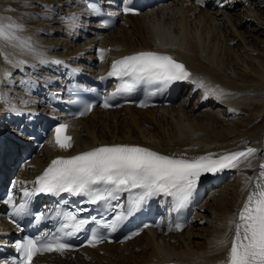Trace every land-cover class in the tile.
<instances>
[{
  "label": "bare ground",
  "instance_id": "bare-ground-1",
  "mask_svg": "<svg viewBox=\"0 0 264 264\" xmlns=\"http://www.w3.org/2000/svg\"><path fill=\"white\" fill-rule=\"evenodd\" d=\"M205 1L202 0L196 8L184 7L183 0H173L172 6L153 14V17L127 16L117 29L108 32L110 34L103 41L102 47L110 46L109 55L115 59L137 51L152 50L168 52L173 59L183 62L193 74L189 83L181 84L176 106L160 110L122 108L93 112L69 130L72 137L70 149L61 150L46 143L23 167L25 170L18 171L15 181L32 184L35 177L57 157H70L96 147L117 144L140 146L161 155L188 159L208 154L219 156L252 147L256 149V154L250 158L252 162L232 169L230 174L235 176L231 180L226 177L230 174L224 176L228 180L226 185L213 191L215 195L209 204L193 217L194 227L180 235L144 233L121 247L105 245L80 252L74 259L51 255L44 257L43 263L222 264L225 261L231 236H228L227 246L218 242L224 240L226 234H234L230 221L236 219L248 195V191L242 189L249 185L250 190L264 158V39L257 41L255 38L264 36V0H226L225 7L219 10H204L202 5ZM29 2L45 7L46 11L41 15L48 18L42 21L46 26H37L40 23L33 28L23 25L19 21L20 12L11 11L19 3L0 0V22L21 26L17 32L18 46L0 43V78L13 88L15 85L11 79L16 74L39 65L40 73L36 79L26 77L22 80L32 86V91L43 92L35 107L28 112V107L20 108L0 96V108L7 104L12 106L11 124L17 125L23 118L21 123L24 125L13 128L15 135L20 130L27 131L30 125L49 119L52 103L67 92L62 82L69 79L71 65L64 54L57 52L60 49L57 44L64 42L61 37L68 38L66 44L72 53H76L73 46L78 44V40L84 39L79 32L71 34L74 32L72 21H58L61 17H79L81 12H86L84 5L79 7L75 1L69 0ZM54 20L57 22L51 23ZM89 32L93 34L91 30L85 34ZM36 34L44 38L55 34L59 41L35 40L33 36ZM234 42L237 46H230ZM82 48L78 46V49ZM77 58L80 59L79 56ZM107 70L103 69L102 73ZM82 76L78 71L77 78L80 80ZM49 78L55 79V83H51ZM51 89H56V94L51 95ZM27 90L24 91L27 93ZM0 91H4L1 86ZM193 93L197 98L190 103L188 100ZM29 98L27 95V100ZM203 101H208L209 112L199 111L205 108L200 104ZM212 107L219 111L215 112ZM256 157L259 160L253 162Z\"/></svg>",
  "mask_w": 264,
  "mask_h": 264
},
{
  "label": "snow or ice",
  "instance_id": "snow-or-ice-1",
  "mask_svg": "<svg viewBox=\"0 0 264 264\" xmlns=\"http://www.w3.org/2000/svg\"><path fill=\"white\" fill-rule=\"evenodd\" d=\"M197 2L199 3L200 0ZM88 10L92 13L97 12L92 3L88 4ZM124 11L127 12L129 9L125 8ZM66 19L72 21L75 26L78 17L73 15ZM19 30L21 26L18 24L0 22V43L18 46ZM19 46L26 45L19 44ZM103 51L101 50V54ZM54 63L60 62L54 61ZM107 75L122 81L117 93H130L141 83L167 86L173 82L185 81L191 74L184 64L173 57L148 51L113 61ZM111 106L108 100L101 105L103 108ZM139 106L146 107L147 104L141 103ZM87 110L90 111L91 108ZM67 128L66 124L54 128L52 142L61 150L72 147V137L66 134ZM255 154L256 149L246 147L243 151L227 152L219 156L208 154L188 159L161 155L140 146L105 145L74 156L53 159L43 173L36 177L33 182L35 188L32 191L23 189L19 204L14 203L11 193L4 203L13 208L11 217H19L28 214L29 200L39 193L54 196L66 193L69 196L86 197L90 204L102 202L108 207H112L111 202L116 201L115 207L125 210L117 213L110 223L104 225L107 229L115 231L122 221L153 197L160 195L171 197L174 210L187 206L202 175L237 169ZM247 166H250V163ZM246 190L248 195L243 201V206L239 209L236 219L230 221L234 234H226L225 239L218 242L221 246H227L228 236H231L230 247L222 264H264V163L260 164L250 190L249 185H245L242 189V191ZM125 193L127 202L123 205L119 202ZM54 218L63 221L59 227L62 235L46 234L44 237H26L23 242L18 241L15 248L19 258L14 264H33L34 257L46 253L63 255L70 250V245L63 242V237L82 231L88 223V220L79 219L72 212L59 210H56ZM36 219H41V216H37ZM11 222L16 223L15 220ZM175 227L176 230H181L182 225L177 224ZM131 238V236L125 237V239ZM103 239L104 237L93 230L88 246L94 248Z\"/></svg>",
  "mask_w": 264,
  "mask_h": 264
},
{
  "label": "rangeland",
  "instance_id": "rangeland-1",
  "mask_svg": "<svg viewBox=\"0 0 264 264\" xmlns=\"http://www.w3.org/2000/svg\"><path fill=\"white\" fill-rule=\"evenodd\" d=\"M15 1H18V2H21V1H26V0H15ZM28 1V0H27ZM31 1H34V0H31ZM246 2V1H245ZM30 4H34L33 2H29V3H27L26 5L25 4H18V6L16 7V9L15 10H19V12H20V18H19V21L24 25V23H23V20H25V18L27 17V15L24 13V12H27V13H29V12H32L33 10H31V9H34V12H36V11H39V5H30ZM35 4H37V3H35ZM21 6V7H20ZM244 6V5H243ZM24 8V9H23ZM26 8V9H25ZM31 10V11H30ZM23 11V12H22ZM262 11L264 12V5H263V7H262ZM19 12H18V14H19ZM237 11H235V12H233V14H235ZM44 13V12H43ZM42 13V14H43ZM22 14V15H21ZM36 15H38V14H34V17L36 18V20H38L39 18H38V16H36ZM22 17V18H21ZM26 21V20H25ZM42 21V20H41ZM27 23H29V20H27ZM31 23H33V21H30V24ZM39 22L38 21H36V22H34L31 26H30V24H29V28H33V27H35L37 24H38ZM40 24H38L37 26H39ZM251 28V27H250ZM35 29V28H34ZM262 32V31H261ZM261 32H259V33H261ZM258 33V34H259ZM263 35H264V33H263ZM33 38L35 39V40H39V41H41L42 40V38L40 37V34L39 35H37L36 34V36H33ZM46 38H48V39H52V40H57V41H59L58 39H59V36H57V35H55V34H53V36H50V37H46ZM255 38H257L256 40L257 41H260V40H263L264 39V36H255ZM260 39V40H259ZM237 42H234V43H232L230 46H232V47H234L235 45L237 46V44H236ZM62 44V45H61ZM58 46H60L59 48H61L62 46H64V42H60V43H58L57 44ZM59 50V49H58ZM204 112H209V111H206V110H203ZM202 111V112H203ZM217 111H219L217 108H215V112H217ZM201 112V111H200ZM156 115H157V113H156ZM253 121H255V119L253 120ZM147 129H149V130H152V129H150V128H147ZM206 226V225H205Z\"/></svg>",
  "mask_w": 264,
  "mask_h": 264
}]
</instances>
